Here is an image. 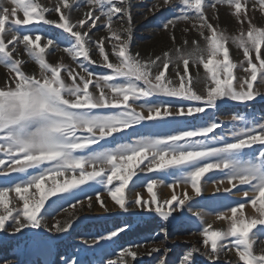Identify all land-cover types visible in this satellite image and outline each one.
<instances>
[{
  "label": "snow or ice",
  "instance_id": "obj_1",
  "mask_svg": "<svg viewBox=\"0 0 264 264\" xmlns=\"http://www.w3.org/2000/svg\"><path fill=\"white\" fill-rule=\"evenodd\" d=\"M10 3L12 7L8 8L0 0V65L9 73L4 86L0 87V153L6 158L0 159V166L7 161L0 175H21L8 186H0V230H7L8 221L12 222L7 226L13 234L25 228L47 227L42 213L46 205L55 208L59 201L75 200L70 205L75 208L82 204L76 199V192L83 190L82 186L93 188L96 185L105 187L111 200L124 211L129 210L127 205L134 203L168 220L192 200L186 188L182 198L177 197L175 189L181 184H190L199 196L201 178L218 169L224 177L219 183L227 180L230 185L223 189L225 193L247 186L243 197L255 214L247 216L245 203L239 201L227 212H217L216 219L226 221L228 226L214 228L211 223L203 226L200 233L206 248L203 254L216 264L222 252L234 249L237 264H264V248L259 253L255 251L252 231L257 225L264 226V149L256 154L245 151L256 144L264 145V117L246 119L233 115L231 119L243 121L242 126L228 134L231 139L213 135L211 141L208 134L220 127L215 120L170 133L143 135L134 129L136 125L143 126L142 121L162 117L192 116L195 119V114L218 108V102L225 99L248 102L261 95L254 83L258 79L264 83V26L253 23L248 0H211V3L209 0H178L179 14L167 19L163 28L168 30L171 26V39L175 42L176 23L188 22L203 43L185 39L183 46L147 59L130 50V5L117 6L126 4L127 0H86L87 12L75 22L70 16V0H57L54 8L45 7L39 0H10ZM168 5H172V0L155 3L149 11L157 12ZM218 5L229 7L240 25L238 34L230 36L219 30L218 23L214 25L209 21L206 8L216 9ZM257 6L264 14V0H252L250 8L255 10ZM50 12L58 14V19H48L45 14ZM117 14L127 17V27L113 28ZM214 18L218 21V15ZM101 19L109 35L93 41L90 31ZM41 23L54 25L68 34L64 39L74 41L63 49L73 61L82 58L97 64L91 57L94 45L102 58L98 67L110 71L97 74L81 62L78 64L80 72H77L62 63H49L46 50L54 40L45 36L46 42L41 45L42 35L37 27ZM189 31V28L184 29L185 33ZM106 42L116 62L110 60ZM229 42L242 50L243 60L232 61ZM18 45H22L29 60L38 65V75L23 69L25 61L20 58ZM170 66L176 71L166 75ZM200 66L204 70L203 77L199 75ZM190 67L195 70V81ZM237 68L242 69L243 76L236 75L234 69ZM200 82L204 85L203 93L194 89V83ZM90 86L96 91H90ZM161 96L177 98L180 107L173 112L174 103L159 101ZM141 99L145 103L140 107L146 106L147 115L133 107ZM183 101L199 102L200 106L185 105ZM130 129L131 132L126 131ZM129 136L137 138L129 141ZM94 145L96 147H92ZM153 171L175 177L167 185L172 190L171 197L160 199L155 189L164 181L149 179L145 185L148 199L137 192L134 200H127L126 189L133 177L143 183L138 173ZM10 193L22 202L21 206L11 204ZM95 196L107 211L100 192L96 191ZM53 197L56 200H52ZM87 200L91 207L92 197ZM196 215L203 220L200 213ZM75 219L72 215V219L63 224L57 221L48 230L66 232ZM127 227L125 224L99 239L111 240ZM161 231L167 235L166 228ZM142 246L129 244L121 248L116 259L108 260L107 264H132ZM158 251L160 248L154 246L147 254ZM167 251L165 248L164 252ZM199 252L200 249L193 246L180 264H195L194 257ZM68 264L80 262L73 259ZM158 264H167L166 258H161Z\"/></svg>",
  "mask_w": 264,
  "mask_h": 264
},
{
  "label": "rangeland",
  "instance_id": "obj_2",
  "mask_svg": "<svg viewBox=\"0 0 264 264\" xmlns=\"http://www.w3.org/2000/svg\"><path fill=\"white\" fill-rule=\"evenodd\" d=\"M39 2L45 7L54 8L57 0H39ZM158 2L162 4L163 0H127L126 4L117 5L124 7L130 5L132 15L130 50L133 54L138 52L144 59L149 57L155 58V56L162 55L165 51L183 46L185 39L188 41L196 39L203 43L197 31L192 29L191 24L184 21H178L176 23L174 29L176 39L173 42L171 39L173 29L170 26L168 30H165L163 24L167 19L174 18V16L179 14L180 7L178 0H172V5H175V7L168 5L162 7L157 12L149 11L152 5ZM251 2L252 0H248V11L253 17V23H256L258 26H264V14L259 10V6L255 10L251 9ZM3 3L8 8L12 7L10 0H3ZM70 3L72 4V10L70 12L71 20L75 22L83 18L88 10L86 0H70ZM209 3H211V0H209ZM19 15L22 18V12ZM45 15L48 19H58V14L55 12L46 13ZM206 15L211 23L214 25L218 23L219 30H223L230 36L238 34L240 25H238L228 6L218 5L216 9L207 7ZM217 15L218 21L214 18ZM103 25V19L97 21V26L90 31L91 40L96 41L101 37L109 35L107 28ZM112 26L113 28L127 27V17L122 16V14H117L113 18ZM37 27L39 28V33L42 35L41 45L46 42L43 38L45 36L54 40V44L46 50V59L49 63H62L80 72L78 64L82 62L89 70L97 74H105L110 71L105 67H98L102 58L98 55V51L95 50L94 45L91 46L93 48L91 57L97 61V64L89 63L82 58L73 61L63 51L65 47H69L70 43L74 42L70 39H64V37H68L67 33H63V30L56 28L54 25L41 23ZM243 27L246 29L247 25L245 24ZM185 28H189L190 31L185 33ZM189 46L191 45L189 44ZM9 47L11 48V45ZM17 47L20 52V58L25 61L23 69L28 73L38 75V65L29 60L24 53L22 45H18ZM228 47L230 58L234 63L244 59L241 49H238L231 42L228 43ZM106 51L109 52L110 60L116 62L115 57L111 55V48L110 45H107V42ZM175 71L176 69L170 66L169 72L166 75H172ZM190 72L195 81V70L190 67ZM234 72L237 76L244 75L240 68L234 69ZM8 75V70L3 65H0V87L4 86ZM199 75L201 77L204 75L202 66H200ZM62 76H65V73L62 72ZM254 88L258 89L261 95L257 96L253 101L239 102L225 99L224 102H218V108H208L204 113L195 114V119L192 116L162 117L155 121H142L141 124L143 126L136 125L134 129L143 135L170 133L178 128L200 126L202 121L215 120L220 124V127L215 129L213 133L208 134V141H211L213 135H225L226 138L231 139L228 134L243 124V121H233L231 119L233 115L243 116L246 119L253 117L260 119L264 117V83H260L258 79L254 83ZM194 89L199 93H203V83H194ZM90 91L95 92L96 90L93 86H90ZM147 99L151 100L152 98ZM176 100L177 98L167 96L159 97V101L161 102L174 103L175 106L171 109L173 112L180 107V103H177ZM144 103V99L138 100L133 104V107L137 111H143L144 115H147L146 106L145 108L140 107ZM182 103L185 105L191 103L193 106H200L199 102L194 101H183ZM126 131L131 132L132 130ZM136 138V136H129L128 139L131 141ZM197 139L204 138L197 137ZM92 147L96 146L94 145ZM262 149H264V145L256 144L245 151L256 154ZM0 159H6L2 153H0ZM6 165L7 161L5 165L0 166V172H3ZM18 175L21 174L9 173L7 176L0 175V186H8ZM138 175L143 183L138 182L136 177H133V180L129 183V188L126 189L127 200H134L137 192L141 193L144 199H148L149 194L146 191L145 185L149 179L164 181L163 185L158 184L155 189L160 199H168L171 197L172 190L167 185L173 182L174 176L166 175L159 171L140 172ZM222 179L224 177L221 170H211L206 173L201 178L202 191L199 196L194 193L190 184H181L177 187L175 194L178 198L183 197V190L186 188L192 200L187 201L183 209H177L168 220H164L155 211H148L147 208L138 207L134 203L127 205L129 210L124 211L111 200L105 187L100 185H96L93 188L82 186L83 190L76 192V199L82 201L81 205H76L75 208L70 207L71 204L75 203V200L59 201L58 206L55 208L46 205L42 213L44 216L43 223L47 227L25 228L21 232L13 234L11 227L7 226L12 222L8 221L6 224L7 230H0V264H5V261L8 264H67L75 258L78 261H88L87 264H107L108 260L116 259L121 248L129 244L143 245L138 249L139 255L132 264H158L161 258H166L167 264H180L181 258L193 246L200 249V252L195 254V264H212L203 254L206 251L205 246L202 244V236L200 235L203 226L211 223L214 228H227V222L217 220L216 213L220 211L227 212L228 208L235 206L234 202L236 201L245 203L244 211L247 216L255 214L251 205L247 204V198L243 197V192L247 190V186H238L231 193H225L223 189L229 188L230 185L227 183V180H224L222 184L219 183ZM217 187L220 188L219 192L216 191ZM96 191L100 192L101 199L104 201L107 211L97 202L95 196ZM89 196L92 197L91 207H88L87 197ZM14 197L15 194L10 193L11 204L21 206L22 202ZM51 199L56 200L55 197ZM197 213L203 216V220H201L200 216L196 215ZM228 214L230 215V213ZM72 215H75L76 219L73 221L72 227L66 232L48 230L49 228H53L57 221L63 224L72 219ZM125 224L128 225L125 231L119 233L111 240L99 239L100 237H107L110 232ZM136 227H139L140 234L132 231L128 233V231ZM162 228L167 229V235L161 231ZM252 231L255 234L254 249L259 253L264 248V226L257 225ZM94 240H98V243H93ZM154 246L159 247L160 251L153 252L149 256L147 253ZM165 248L168 249L167 253L164 252ZM237 261L238 257L235 254V250L228 251L226 249L221 253L216 264H237ZM239 264H243V262H239Z\"/></svg>",
  "mask_w": 264,
  "mask_h": 264
},
{
  "label": "trees",
  "instance_id": "obj_3",
  "mask_svg": "<svg viewBox=\"0 0 264 264\" xmlns=\"http://www.w3.org/2000/svg\"><path fill=\"white\" fill-rule=\"evenodd\" d=\"M242 110H244V108H242ZM131 231L136 232L137 234L141 233L139 227L133 228L132 230L128 231V233H130Z\"/></svg>",
  "mask_w": 264,
  "mask_h": 264
},
{
  "label": "crops",
  "instance_id": "obj_4",
  "mask_svg": "<svg viewBox=\"0 0 264 264\" xmlns=\"http://www.w3.org/2000/svg\"><path fill=\"white\" fill-rule=\"evenodd\" d=\"M11 243V242H10ZM104 252H106V251H104ZM81 257V256H80ZM75 259H77V258H75ZM80 262V264H87L88 263V261H84V260H80L79 261ZM68 264V263H67Z\"/></svg>",
  "mask_w": 264,
  "mask_h": 264
}]
</instances>
